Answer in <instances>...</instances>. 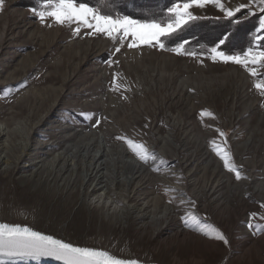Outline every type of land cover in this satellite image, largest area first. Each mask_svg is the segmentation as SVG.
Wrapping results in <instances>:
<instances>
[{"label":"rangeland","instance_id":"rangeland-1","mask_svg":"<svg viewBox=\"0 0 264 264\" xmlns=\"http://www.w3.org/2000/svg\"><path fill=\"white\" fill-rule=\"evenodd\" d=\"M20 1L3 0L0 8V223L140 264H264V220L258 218L264 215V96L254 88L258 80L239 65L213 62L208 53L194 58L159 46L129 48L128 41L83 27L77 35V25L51 18L42 23L33 2ZM223 2L251 7L236 13L240 26L229 38L232 46L250 32L264 38L258 4ZM191 11L198 19L186 26L202 44L213 32L204 33L205 25L235 18L213 5ZM252 44L264 46V39ZM204 110L215 119L201 118ZM216 129L227 134L246 179L237 181L213 152ZM117 136L144 142L157 160L141 162ZM96 165L111 183L113 205L97 203L103 191L93 190L101 175L89 177ZM189 212L219 228L229 245L185 227L182 217ZM253 212L260 229L247 226Z\"/></svg>","mask_w":264,"mask_h":264},{"label":"snow or ice","instance_id":"snow-or-ice-1","mask_svg":"<svg viewBox=\"0 0 264 264\" xmlns=\"http://www.w3.org/2000/svg\"><path fill=\"white\" fill-rule=\"evenodd\" d=\"M252 4H258L260 11L264 13V0H251ZM207 5H213L227 17H235L241 9L247 8L251 12L250 5L241 4L235 9L227 8L223 0H178L172 7L168 8V16L164 20L150 19L141 21L133 19L127 15L113 14L110 8L109 0H98L96 6H90L84 0H42L39 4V10L33 9L43 23L47 18L53 19L59 25H77L74 29L79 35L81 27L90 29V34H103L114 42L121 44L128 41L129 48H138L142 45L159 46L165 49L162 38H167L177 31L181 30L189 22L198 19L193 14V7L204 8ZM3 6V0H0V8ZM260 28L264 31V19L260 22ZM257 41L264 39L260 36L255 37ZM224 43L221 40L219 44L209 50V58L213 62L233 63L243 67L251 77L257 79L254 88L264 96V75L258 69H264V46L249 47L243 54L229 55L219 50L220 45ZM187 41L171 49L177 55H186L198 57L204 55L195 51H188L185 47ZM116 47L115 52H120ZM109 65L112 61H108ZM119 73L114 74V84L118 85ZM127 99V97H125ZM201 118L208 117L215 119L214 114L204 110L200 113ZM88 119L93 118V114H87ZM97 126L99 121L96 122ZM220 140L212 139L210 146L217 157L223 162L224 168L234 174L237 181L246 179L242 175L241 168L235 163L233 154L227 141V134L220 129H216ZM117 140L123 141L128 149L136 156L138 160L145 164L154 163L157 160V154L151 151L142 141L133 140L127 136H117ZM161 164L166 163L161 159ZM154 171L161 169L156 167ZM166 191H174L167 189ZM172 200H169L171 203ZM194 204L193 201H188ZM264 208V204L260 206ZM258 213L250 214L248 227L250 229H260L261 226L253 224L257 219ZM264 220V215L258 217ZM185 227L194 230L207 238L229 245L227 236L217 227L204 221L202 217L194 213H186L182 217ZM42 257H51L62 264H140L136 259H125L117 257L108 251L90 248L78 247L63 240L56 239L53 236L34 231L29 226L20 224L0 223V264L6 261L17 260H40Z\"/></svg>","mask_w":264,"mask_h":264},{"label":"trees","instance_id":"trees-1","mask_svg":"<svg viewBox=\"0 0 264 264\" xmlns=\"http://www.w3.org/2000/svg\"><path fill=\"white\" fill-rule=\"evenodd\" d=\"M25 1V0H24ZM24 1H20L21 3ZM32 1L34 3L35 9L39 10V4L42 3V0H26ZM39 1V2H38ZM90 6H96L98 0H84ZM178 0H109L110 8L108 9L113 14L119 13L120 15H127L133 19H138L141 21L157 19L164 20L168 16V8L172 7L174 3ZM21 5V4H20ZM29 8V7H26ZM240 26L239 22L236 21V17L229 20H214L210 23L209 27L206 25L203 27V32L206 33L209 28L213 32L208 40L209 43L202 44L201 42H195L192 40V31L194 27L192 25L186 26L178 33L172 36L170 39H163L166 49H173L179 44H182V41H187L185 45L188 51H195L197 53H203L204 55L209 53V50L218 45V42L224 39L226 36V41L221 46L219 50L224 51L226 54H243L249 47H253L255 41V34L250 32L248 35L242 37L243 41L241 42L238 39L237 43H230V36L232 37L233 31L237 30ZM173 37H176L173 38ZM179 40L178 44L171 42V39ZM238 45L237 47H235ZM232 48L233 52H230L229 49ZM232 54V55H234Z\"/></svg>","mask_w":264,"mask_h":264},{"label":"bare ground","instance_id":"bare-ground-1","mask_svg":"<svg viewBox=\"0 0 264 264\" xmlns=\"http://www.w3.org/2000/svg\"><path fill=\"white\" fill-rule=\"evenodd\" d=\"M3 132V131H2ZM1 131H0V140L4 137H1V134H3ZM5 136H6V134H5ZM2 141V140H1ZM105 150V149H104ZM105 152H107V151H105ZM108 154V153H107ZM95 157V156H94ZM93 157V158H94ZM102 158H104V153H102V155L100 156V158H98L97 160H96V164H98L99 163V161L102 159ZM106 159V158H105ZM101 162V161H100ZM5 163H7V161L5 162ZM93 163V162H92ZM109 164V163H108ZM100 165V164H99ZM102 166H103V163L101 164ZM100 165V166H101ZM104 167V166H103ZM91 168H92V166H91ZM90 169V168H89ZM109 169V168H108ZM103 171V169H101V167H98L97 168V165L91 170V173H90V175H89V177H90V180L92 179V178H94L93 177V175L96 173V176H98V174H100L101 172ZM101 175V174H100ZM95 176V177H96ZM95 180V179H94ZM113 183H115V182H113ZM111 183L110 182H108L107 181V179H106V175H104V173L97 179V183L95 184L96 186H94L95 188H94V190L93 191H96V192H99V191H103V194H101L100 196H99V201L97 202V203H101V201H104V205L106 206L107 205V203L106 202H110L111 201V203H112V205L113 204H115L114 202H113V199H114V197L112 196L113 194V190L111 189V185H110ZM114 187V186H113ZM98 190V191H97ZM95 192V193H96ZM98 195H99V193H98ZM97 195V196H98ZM106 203V204H105ZM43 234V233H42ZM55 238V237H54Z\"/></svg>","mask_w":264,"mask_h":264},{"label":"water","instance_id":"water-1","mask_svg":"<svg viewBox=\"0 0 264 264\" xmlns=\"http://www.w3.org/2000/svg\"><path fill=\"white\" fill-rule=\"evenodd\" d=\"M57 239V238H56ZM9 262H30V263H40V264H62L61 261H57L51 257H42L40 260H17V261H6L5 263Z\"/></svg>","mask_w":264,"mask_h":264}]
</instances>
